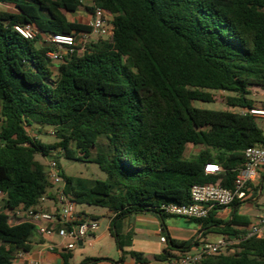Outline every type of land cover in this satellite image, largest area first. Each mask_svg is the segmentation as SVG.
I'll return each instance as SVG.
<instances>
[{
    "label": "trees",
    "instance_id": "1",
    "mask_svg": "<svg viewBox=\"0 0 264 264\" xmlns=\"http://www.w3.org/2000/svg\"><path fill=\"white\" fill-rule=\"evenodd\" d=\"M0 3L17 8L0 10V208L53 198L56 188L36 155H64L94 162L108 174L107 179L67 175L57 162L65 191L77 204L115 214L110 231L121 249V220L143 212L160 216L166 234L164 252L156 256L161 264L173 251L185 253L198 245L199 238L171 237L166 219L174 215L161 207L190 202L197 183L232 188L244 150L264 146L257 117L241 110L257 105L255 86L264 88V0ZM96 6L111 14V36L87 38L82 51L51 61L45 35L93 33L89 23L72 21L68 13L82 7L92 13ZM22 24L34 27L36 37L21 35L15 26ZM215 92L226 94L227 108L197 105L214 102ZM34 125L52 127L57 140L46 143L31 134ZM188 144L202 148L186 157ZM208 162L223 171L206 174ZM3 210L0 264H12L16 252L32 249L37 229L31 221L13 223ZM215 210L189 220L201 223L203 236L218 232L241 240L234 253L210 256L203 264H264V237L245 236L251 219L235 210L225 220L215 217ZM130 254L135 264L147 262L141 252ZM61 257L60 264H71L72 250ZM101 260L87 257L81 264Z\"/></svg>",
    "mask_w": 264,
    "mask_h": 264
},
{
    "label": "built area",
    "instance_id": "2",
    "mask_svg": "<svg viewBox=\"0 0 264 264\" xmlns=\"http://www.w3.org/2000/svg\"><path fill=\"white\" fill-rule=\"evenodd\" d=\"M8 5L0 3V6ZM89 25L93 33L99 36L109 37L112 34L111 14L102 7L96 6L91 13ZM16 30L27 39H33L37 30L29 24L16 25ZM49 50L47 57L54 63H60L64 55L79 50L77 37L72 34L49 33L45 35ZM239 110V109H237ZM244 113H250L255 117L264 119V105H255L252 108L241 109ZM245 162L239 168L232 188L223 187L218 183H197L191 187V201L184 204L169 203L161 208L165 213L185 217L188 219H202L209 216L215 209L228 208L234 201H245L249 198L253 184L260 178L264 168V146L252 145L244 150ZM206 174H218L223 171L216 162L206 163ZM45 173L47 179L57 186L53 198L44 195L40 203L33 206L19 205L5 211L18 221H31L36 225L37 232L46 236H58L60 243L51 242L49 249L56 248L73 250L84 244L92 246V237L99 228V221L77 210V203L65 191V179L61 174L57 161L50 158L46 164ZM3 195V194H2ZM51 201L53 209L45 210L41 203ZM246 237H264V209L262 214L247 228ZM241 238L236 235H223L215 241H205L195 252H185L171 256L166 264H203L210 256L228 251L234 253L235 245ZM28 264H39L31 260Z\"/></svg>",
    "mask_w": 264,
    "mask_h": 264
},
{
    "label": "crops",
    "instance_id": "3",
    "mask_svg": "<svg viewBox=\"0 0 264 264\" xmlns=\"http://www.w3.org/2000/svg\"><path fill=\"white\" fill-rule=\"evenodd\" d=\"M91 2L92 0L90 1L85 0V3H91ZM86 11H87L86 17L88 20H90L92 14L88 10ZM69 19L75 21V19H72L70 17ZM87 38L88 39L93 38L92 33L89 34ZM55 188H57V186H55L54 189ZM256 189H258L259 191ZM249 195L250 196L248 199H246L245 201H239L236 206L216 209L215 217L229 220L231 219L232 213L235 210H237L239 214L249 217L251 221L254 222L262 214L264 209V168L262 170L260 178L256 181V183L253 184L252 190L250 191ZM41 206L45 210L53 209L51 201H45L41 203ZM77 210L79 209L77 208ZM107 210H108L107 215L109 219L106 225V230L96 231L95 233H93L92 237L94 238V244L92 246L101 242L106 237L107 232H110L111 234L110 227L112 226L115 214L112 213L109 209ZM79 211L84 213L83 210H79ZM86 215L99 220L98 216L96 215H89V214ZM173 217H178V216H173ZM170 218L171 217L166 219V223L169 222ZM183 218L186 220V222L192 224V228H189V234H187L186 236L177 234L174 230H172V228L168 224L167 227H168V232L172 238L178 240H188V241H192L194 239L199 238L200 243L198 245H193L190 251L188 252H195L199 248V246L205 241H214V240H209L207 236L208 234H206V236H203V229L201 223L194 222L185 217ZM16 222L17 221L14 219L13 223ZM120 232L123 235V240L125 241L123 249L119 247L120 260L110 259L106 254L99 252L97 253L96 256H86V257L103 258V260L101 261L92 262L90 264H135L136 261L130 254L131 251H137L143 253L144 257L147 260L145 264H161V262L156 259V256L152 255V252H150L151 243L157 245L159 244V242L152 240L155 237H158L161 243L162 244L164 243L166 245V234L163 230L161 219L158 214L153 212L133 213L125 217L123 220H121ZM135 235L142 236V239L139 242L141 246H138L137 244L138 242L134 238ZM51 242L60 243L61 239L56 235L46 236L38 233V235L35 238H32V243H33L32 249L29 252H23V251L16 252L12 264H28L31 260L38 261L39 264H60L62 262L61 252L65 250L60 249L59 247L54 250H50L48 246ZM85 245L86 244L82 245L80 243L78 247L83 248L85 247ZM165 247L163 248L165 249ZM72 253L74 257V249L72 250ZM173 253L174 255H178L181 252L173 251ZM164 264H166V262Z\"/></svg>",
    "mask_w": 264,
    "mask_h": 264
},
{
    "label": "rangeland",
    "instance_id": "4",
    "mask_svg": "<svg viewBox=\"0 0 264 264\" xmlns=\"http://www.w3.org/2000/svg\"><path fill=\"white\" fill-rule=\"evenodd\" d=\"M90 1V0H86ZM81 10L75 13H68V17L75 19L76 21H81L83 23H88V19L86 17V9L84 7L80 8ZM0 10H8V11H17V8L13 4L8 5H2L0 6ZM89 34L83 33L81 35L76 36L78 40V46L80 47L79 51H82L85 48V44L87 41V36ZM99 35L96 33H92L93 39L98 37ZM104 38H109L106 36H103ZM253 97L256 99L257 105H264V88L255 86L252 90ZM214 102H196L198 106L205 107V108H227L226 104V94L224 92H215L214 93ZM257 124L260 128L264 129V119L257 117L256 118ZM29 131L33 135H37L41 138L42 141L46 143H52L57 140L55 134H53V128L46 125L45 127H38L36 125L29 128ZM201 146H196L193 144H188L187 149L185 152L186 157H193L196 154L199 153L201 150ZM93 153H95L96 149L92 150ZM57 152V151H55ZM54 152V153H55ZM36 158L40 160L42 163L47 164L50 158H53L57 160V162L60 164L61 168L63 169L64 173L67 175L72 176H81L85 178H100V179H107L108 174L104 172L96 163L91 161H80L75 159L67 158L64 155H60L59 158L53 157H44L41 154H37ZM0 205H3V201L0 200ZM77 208L79 210H83L85 214L89 215H96L99 218V228L97 231L106 230V225L108 222V210L105 207L101 206H95L90 205L87 203H81L77 205ZM4 208H0V210H3ZM4 212L7 213L4 209ZM8 214V213H7ZM172 230H174L177 234L186 236L189 234V228H192V224H189L186 222V220L183 217H171L169 222L167 223ZM171 230V231H172ZM38 235V232H34V236L32 238H35ZM209 240H217L219 237H222L218 232H210L208 233ZM134 238L138 242V246H141L139 243L142 239V236L135 235ZM152 240L159 242V244H153L151 243L150 252H152V255H160L164 252V248L166 245L161 243L160 239L158 237L153 238ZM102 252L103 254H106L108 258L113 260H120V252H119V246L116 242V239L113 235L110 234V232H107L106 237L99 243H97L94 246H89L88 244L85 245V247H76L74 249V257L71 259V264H81L84 258H87L86 256H96L97 253Z\"/></svg>",
    "mask_w": 264,
    "mask_h": 264
}]
</instances>
